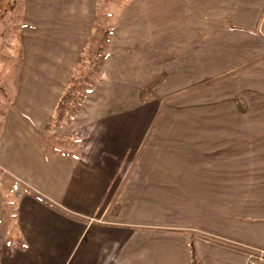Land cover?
<instances>
[{"label": "crops", "instance_id": "obj_1", "mask_svg": "<svg viewBox=\"0 0 264 264\" xmlns=\"http://www.w3.org/2000/svg\"><path fill=\"white\" fill-rule=\"evenodd\" d=\"M20 3L0 53V264H193L192 247L264 264V0ZM92 61L73 138L44 139Z\"/></svg>", "mask_w": 264, "mask_h": 264}, {"label": "rangeland", "instance_id": "obj_2", "mask_svg": "<svg viewBox=\"0 0 264 264\" xmlns=\"http://www.w3.org/2000/svg\"><path fill=\"white\" fill-rule=\"evenodd\" d=\"M21 6L22 4L20 3V0H0L1 55H3V53H6V50L8 48L7 45L9 43L8 40H12L11 38H14V36L20 33L21 31V26L24 23V20H22ZM113 25L119 27V20L114 21ZM97 44L99 45V43ZM90 49H95V47L91 45ZM93 64H95L94 61H92V65L80 67L75 70L74 76L68 84L65 94L60 102L56 117L52 121L53 124L51 125L52 127H50L51 132H49V136L47 135L44 139H48L49 141L56 143L55 141H62L63 137L61 136H64L65 139L73 138L71 130L67 131V123L70 122L72 118L79 113L81 106L83 105L84 99L87 97L88 93L91 92L93 84H95L96 79L101 72V68L98 66V64ZM1 70L2 69L0 68V71ZM164 70L165 69L162 67V71ZM158 85V87H160L158 94L161 95L166 92V90H168V88H166V86H169L168 81L165 83V85ZM3 89L4 88L0 86V91H2ZM209 93L210 97H213V95L216 94L215 92L211 93V91ZM171 100L172 98L170 97L164 99V101L168 103H170ZM218 101L217 99L212 98V100H210L209 107L230 106L229 101L226 99L222 98ZM55 124H57V128L53 127ZM59 125H61L62 127H59Z\"/></svg>", "mask_w": 264, "mask_h": 264}, {"label": "trees", "instance_id": "obj_3", "mask_svg": "<svg viewBox=\"0 0 264 264\" xmlns=\"http://www.w3.org/2000/svg\"><path fill=\"white\" fill-rule=\"evenodd\" d=\"M191 254H192L193 264H198V260H197V257H196V253H195L194 247H192Z\"/></svg>", "mask_w": 264, "mask_h": 264}]
</instances>
